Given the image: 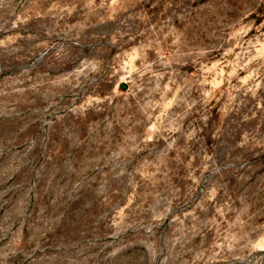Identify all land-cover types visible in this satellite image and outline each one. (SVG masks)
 Wrapping results in <instances>:
<instances>
[{
  "label": "rangeland",
  "instance_id": "1",
  "mask_svg": "<svg viewBox=\"0 0 264 264\" xmlns=\"http://www.w3.org/2000/svg\"><path fill=\"white\" fill-rule=\"evenodd\" d=\"M0 264H264V0H0Z\"/></svg>",
  "mask_w": 264,
  "mask_h": 264
}]
</instances>
